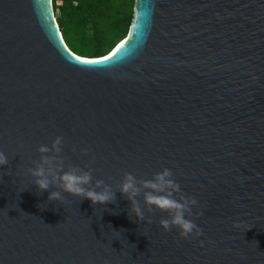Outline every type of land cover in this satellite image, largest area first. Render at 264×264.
Masks as SVG:
<instances>
[{
    "label": "water",
    "instance_id": "95a60500",
    "mask_svg": "<svg viewBox=\"0 0 264 264\" xmlns=\"http://www.w3.org/2000/svg\"><path fill=\"white\" fill-rule=\"evenodd\" d=\"M76 57L51 0H0V264H264V0H133L110 52ZM57 136L116 203L39 192L28 169ZM164 168L202 236L118 190Z\"/></svg>",
    "mask_w": 264,
    "mask_h": 264
},
{
    "label": "clouds",
    "instance_id": "9594fccd",
    "mask_svg": "<svg viewBox=\"0 0 264 264\" xmlns=\"http://www.w3.org/2000/svg\"><path fill=\"white\" fill-rule=\"evenodd\" d=\"M64 142L63 136H57L51 148L43 145L39 147L40 160L34 162V168L28 169L39 192L49 191L48 200L61 204L65 202L63 193L88 199L93 205L116 203L115 191L111 185L103 180H96L95 185L92 184L94 169L89 168L86 171L79 166L65 167V159L60 155ZM8 164L7 155L0 151V167ZM54 188L58 190H52ZM118 190L131 201L130 211L139 221H145L146 206L149 213L155 210L168 213L167 218H161L159 221L160 226L167 232L176 228L180 237L186 240L204 234L203 229L195 222V218L203 215V212L193 213L194 207H200L199 201L182 191L171 169L164 168L156 172L152 179H137L135 175L125 173L122 183L118 184ZM141 194L143 205L138 200ZM147 223H152V220L149 218Z\"/></svg>",
    "mask_w": 264,
    "mask_h": 264
},
{
    "label": "trees",
    "instance_id": "16d2710c",
    "mask_svg": "<svg viewBox=\"0 0 264 264\" xmlns=\"http://www.w3.org/2000/svg\"><path fill=\"white\" fill-rule=\"evenodd\" d=\"M72 1L55 18L64 44L79 57L105 56L127 33L133 0Z\"/></svg>",
    "mask_w": 264,
    "mask_h": 264
},
{
    "label": "built area",
    "instance_id": "2783aa9c",
    "mask_svg": "<svg viewBox=\"0 0 264 264\" xmlns=\"http://www.w3.org/2000/svg\"><path fill=\"white\" fill-rule=\"evenodd\" d=\"M64 0H51V7L53 11L54 18L58 17L60 14V8L63 5ZM73 5H76V1H72Z\"/></svg>",
    "mask_w": 264,
    "mask_h": 264
},
{
    "label": "snow or ice",
    "instance_id": "6c2138e0",
    "mask_svg": "<svg viewBox=\"0 0 264 264\" xmlns=\"http://www.w3.org/2000/svg\"><path fill=\"white\" fill-rule=\"evenodd\" d=\"M119 51V49H118ZM77 60H80L81 58L80 57H76ZM86 63H96L95 61H87Z\"/></svg>",
    "mask_w": 264,
    "mask_h": 264
},
{
    "label": "rangeland",
    "instance_id": "374dc122",
    "mask_svg": "<svg viewBox=\"0 0 264 264\" xmlns=\"http://www.w3.org/2000/svg\"><path fill=\"white\" fill-rule=\"evenodd\" d=\"M109 52H110V51H109ZM109 52H108V53H109ZM108 53H107V54H108ZM107 54H106V55H107Z\"/></svg>",
    "mask_w": 264,
    "mask_h": 264
}]
</instances>
